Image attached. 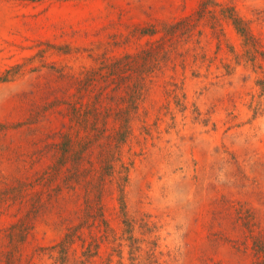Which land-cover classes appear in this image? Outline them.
<instances>
[{"label": "rangeland", "instance_id": "obj_1", "mask_svg": "<svg viewBox=\"0 0 264 264\" xmlns=\"http://www.w3.org/2000/svg\"><path fill=\"white\" fill-rule=\"evenodd\" d=\"M0 264H264V0H0Z\"/></svg>", "mask_w": 264, "mask_h": 264}]
</instances>
